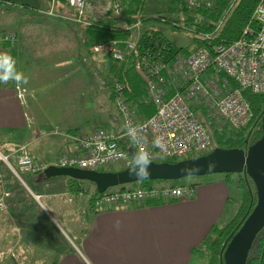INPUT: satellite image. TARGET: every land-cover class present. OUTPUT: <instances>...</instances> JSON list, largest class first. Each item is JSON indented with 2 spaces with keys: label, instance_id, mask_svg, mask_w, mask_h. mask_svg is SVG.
<instances>
[{
  "label": "crops",
  "instance_id": "obj_1",
  "mask_svg": "<svg viewBox=\"0 0 264 264\" xmlns=\"http://www.w3.org/2000/svg\"><path fill=\"white\" fill-rule=\"evenodd\" d=\"M47 42H54V49L47 46ZM58 43L61 44L58 39H45L41 47H37L39 53L43 48L44 53L50 51L47 56L51 58L45 60L48 66L37 64L32 50H27L29 65L27 72H23L19 64L21 59L17 58L18 71L21 70L28 78V83L21 86L23 103L17 99L13 88L0 87V154L9 156L13 167L16 166L14 152L19 146L31 147L29 156L33 160L45 165L54 164L61 152L79 154V138L97 129L117 132L121 135L119 141L127 148L132 147L129 140L122 136L123 127L118 112L112 110L107 102L106 87L94 84L82 74L79 51L75 49L78 46L72 49V57L64 58L60 52L57 54L55 46ZM17 51L19 53V49ZM70 59L74 60L71 65L60 64ZM89 93L103 100L106 106L95 124V115L91 110L86 113L80 110ZM81 114L88 119H79ZM217 176L221 175L195 180L194 197L162 204L148 202L93 212L94 209L90 211L89 207H84L86 201L81 200L80 203L76 197L82 205L80 212L84 210L88 226L81 229V236H84L85 229L87 231L86 237L81 240L83 251L77 248L83 260L67 255L55 264H191L196 258L193 251L201 247L211 229L224 226L225 214L239 197L240 189L234 183L227 184L223 176ZM25 177L23 175L22 180L18 179L0 161V195L4 192L9 194L5 200L6 209L0 212V230L5 231L0 234V254H8L13 264L16 262L12 254L63 255L62 251L66 254L69 245L76 247L71 240L77 237L73 228V238L65 231L63 236L57 229L58 224L42 211L41 197L68 195L64 189L65 181L52 178L40 182L38 176L30 177L31 189ZM35 195L39 197L38 201ZM76 198L69 196L68 201L75 202ZM229 215L232 216L231 212ZM52 233L66 237L69 245H65L64 240L58 247L56 238L50 235Z\"/></svg>",
  "mask_w": 264,
  "mask_h": 264
},
{
  "label": "trees",
  "instance_id": "obj_2",
  "mask_svg": "<svg viewBox=\"0 0 264 264\" xmlns=\"http://www.w3.org/2000/svg\"><path fill=\"white\" fill-rule=\"evenodd\" d=\"M260 0H214L212 6L207 7H189L187 0H111L112 4L107 13L97 19L89 21V25H80L54 18L59 23L52 31L58 30L60 33L67 34L68 25L76 24L82 28V35L79 47V65L81 72H87V58H94L91 51L93 47L114 44L119 52H125V43L132 40L133 32L128 30L129 27L139 23L141 33L135 51L126 57L124 62H117L111 59L106 53L103 56L108 63L107 74L109 75L108 83L105 84V93L107 102L112 110H116V99L120 94L124 103H127L131 110L138 116L143 115L145 119L152 117L156 113V106L150 98V91L146 77H149L148 71L153 67H158L154 76V83L157 89L163 92L162 99L168 101L174 94L188 87L190 81L187 78H181V75H172L170 72L178 57H189L199 48L206 50L212 56V49L221 45H230L241 38H250L249 34H244V29L249 27L256 30V25L252 22L253 12ZM8 0H0V5L12 10ZM48 4V2H46ZM152 3L162 4L163 9L151 7ZM115 7L118 8L119 14L115 13ZM25 10H34L23 6ZM57 11L69 17L76 16L72 9L65 5H59ZM37 14H39L37 12ZM41 15V14H40ZM49 17V16H48ZM86 19V18H85ZM67 25H65L64 23ZM162 24L174 33H185L190 38V44L186 47H179L170 41L164 33L155 24ZM60 28V29H58ZM57 31V32H58ZM61 37V36H60ZM15 46L14 55L18 58L19 53ZM96 57V56H95ZM49 59V58H48ZM85 77L90 78L88 74ZM210 78H217L219 86L223 88V93L240 91L245 102L248 104L252 118L242 129H235L227 123H216L213 117H208L209 108L205 104H190V108L196 118L201 122L209 134V149L203 153H192L188 157L181 159H165L160 162L176 163L182 160L196 158L206 155L216 148L220 149H244L247 145L255 143L261 137V117L264 115V94L254 93L250 88L242 89L233 79L229 78L223 70L210 68L204 73L202 80L206 82ZM91 79V78H90ZM162 80V82H160ZM116 85L122 87V91L116 92ZM190 101L188 102V104ZM201 117V118H200ZM130 142V141H129ZM120 146L126 152L127 147L119 141ZM131 144V142H130ZM132 146V145H131ZM158 163V162H157ZM129 162L125 161L124 165L112 167L108 170L101 171H119L128 167ZM120 167L119 170L115 168ZM29 185L30 177H39V181H48L43 175V171L36 174H28ZM228 183H235L237 175H223ZM239 177V176H238ZM60 179V178H59ZM65 181L64 189L67 194L73 198L83 196L86 199L87 206L92 209L91 202L99 195L96 193L95 186L87 181H78L70 178H61ZM188 184V185H187ZM187 184H166L163 181H141L132 185L121 186L115 190H124L129 188L152 190L157 185H166L171 187H182L188 190L196 189V183L191 181ZM93 186V190L89 191ZM114 190H108L111 192ZM173 201H177L173 200ZM167 203L159 199L142 203ZM171 202V201H168ZM256 198L251 197L248 191H244L242 196V205L234 215L233 219L222 227L211 229L207 238L203 241L199 249L193 251V255L205 257L207 254V264H220L221 253L226 242L238 230L243 220L252 211ZM137 205V204H130ZM246 264H264V229L256 236L252 247L248 253Z\"/></svg>",
  "mask_w": 264,
  "mask_h": 264
},
{
  "label": "built area",
  "instance_id": "obj_3",
  "mask_svg": "<svg viewBox=\"0 0 264 264\" xmlns=\"http://www.w3.org/2000/svg\"><path fill=\"white\" fill-rule=\"evenodd\" d=\"M214 0H187V5L193 7H211ZM49 17L61 18L73 23L88 26L85 19V9L87 0H46ZM59 5H65L73 10L76 16L69 17L57 11ZM115 13L119 10L115 7ZM252 22L256 25L253 32L249 27L244 29V34H249L250 38H241L232 44L221 45L212 49V56L199 48L189 57H178L171 70L172 75H181L190 81L188 87L173 95L168 101L162 99L163 92L157 89L153 79L158 71V67H153L148 71V87L150 98L156 106V113L145 119L143 116L135 114L127 103H124L120 94L115 105L122 124V136L127 138L133 148L139 151L141 148L149 151L152 162H160L165 159H181L190 154L203 153L209 149V134L203 124L193 114L190 104H205L209 108L208 117H213L217 124L221 122L231 125L235 129L246 127L252 118L248 104L245 102L240 91L223 93V88L219 86L217 78H210L203 82L204 73L210 68L223 70L226 75L233 79L242 89L250 88L254 93L264 94V0H260L256 6ZM133 32V39L125 43V52H119L114 44L108 46H96L92 52L104 51L117 62H124L136 49L140 37V25L135 24L128 28ZM18 43V36L15 31L9 28H0V53H9L16 61L18 70V59L13 54ZM162 82V80H160ZM0 87H11L16 93L17 99L23 103L24 95L21 87L9 82L0 83ZM122 91L120 85H116V92ZM190 103L188 104V102ZM126 125L137 128V143H133L125 134ZM163 138V146H154L156 137ZM121 135L113 131L97 129L90 134L79 138L81 152L70 155L61 152L55 163L56 167H74L80 170L101 171L108 170L118 165H124L128 161L127 152L119 144ZM14 155L16 156V166L9 162V156L0 154V161L10 169L18 179L28 174H36L44 171L48 165L33 160L24 146H19ZM129 162V161H128ZM196 189H186L182 187H171L157 185L152 190L124 189L106 192L92 200L91 206L95 210L108 207L127 206L130 204H142L147 201L162 199L164 202L181 201L194 197ZM8 193L0 195V212L6 209L5 200ZM38 201V197L34 196Z\"/></svg>",
  "mask_w": 264,
  "mask_h": 264
},
{
  "label": "rangeland",
  "instance_id": "obj_4",
  "mask_svg": "<svg viewBox=\"0 0 264 264\" xmlns=\"http://www.w3.org/2000/svg\"><path fill=\"white\" fill-rule=\"evenodd\" d=\"M8 2H10L9 4L12 5L11 6L12 10L7 9L4 6L0 5V28H9L17 33L18 41H19V46H18L19 57L21 59V63L19 61V64L21 65L23 72H27V65H29L27 64V50L28 51L32 50L31 51L32 55L35 56V60L37 61L36 62L37 64H39L40 66H44L42 63H44L46 66L49 65V63L45 60L46 58H51V56H47L50 51L44 53L42 51L45 50V48H43V50H41L40 53L37 52V47H41L42 41L45 39H58L59 41H61V44L58 43V45L55 46V48L58 49L57 54H59L60 52V54H62L64 58H66L67 56L72 57V49L76 47L77 43H80L81 38H83L82 28L80 26L76 24L68 25L69 28L67 30L66 35L64 33H60L56 29L55 31H52V29L56 26L55 24H59V23L51 24V22L49 21L55 22L57 20L54 21L53 19H50V17H48L46 13L44 14V12H47L48 10V4L46 3V0H8ZM111 4H112L111 0H87L86 9H85L86 20L89 22L92 19H97L99 17H102L105 13L109 11ZM23 6L33 8L34 10L33 11L25 10L23 9ZM151 7H153L154 9L155 7L156 9L164 8L162 4H156V3H152ZM37 12L39 14H37ZM64 24L67 25L66 23ZM155 27L159 28L170 41H172L174 44H176L179 47H186L190 44V38L185 33H177V32L174 33L169 28L165 27L160 23L155 24ZM53 43L54 42H47L46 45L54 49V46L52 45ZM77 48L79 51V47H76L75 49ZM104 54H105L104 52H101L100 54L94 53L96 57L95 56L94 58L86 57L88 61V63L86 64L87 72L84 73L82 72V74H88V76L91 78V81L94 82V84L97 83L98 85H102L103 87H105V84L107 85L109 78V75L107 74L108 63L105 59H103L102 56ZM52 57H54V55ZM39 60H41V62ZM73 62L74 60L70 59L67 61V63L61 62L60 64L71 65ZM35 70L38 71L37 67H35ZM32 71L33 69L31 70V72ZM90 78H87L86 76L87 80H89ZM88 82L92 84L90 81ZM84 100L85 102L82 103L80 110L84 111V113L90 112L91 110L92 115L93 114L95 115V121H94L95 124L98 118L102 116L103 111L106 108V106L103 105L104 101L96 99L94 95L90 93L86 98H84ZM80 118H85V120L88 119L84 114L83 115L81 114L79 116V119ZM201 122L205 123L203 119ZM87 124H92V122H88ZM109 131H113V130H109ZM27 152L29 155L31 154V147H27ZM47 164L50 165L53 163H47ZM115 169L119 170L120 167H117ZM216 175H221L217 177L223 176V174H216ZM206 177L208 176L188 177L180 181L165 182V183L187 184L195 180L196 181L204 180L206 179ZM240 177L238 178L237 175L236 178L237 181L234 184L238 189H240L242 196L244 195V191H248V193L251 194V197H254L255 193L252 183L249 181V179L245 180L242 176ZM56 188H58V186H56ZM62 188L63 187L61 186V189ZM91 190H93V186H91V189L89 188V191ZM109 190H115V188ZM240 191H239V197L234 201V205L230 206L228 214L227 213L225 214V221L223 222V225L229 223L233 219L234 217L233 215H236L237 211L241 207L242 198L240 200ZM69 196L70 195L62 196V194H58L55 195L54 197H41V203L42 205H44L43 207L44 209H42V211L48 216L50 220H52L55 224L56 223L58 224L57 229L63 236H64L63 231H65L70 238H73L71 232L73 228V230L77 233V237L71 240H74V244L76 245V247H73L72 245L70 246L69 240L66 237H61L56 233H52L50 235L56 238L58 247L60 245V242L64 243V240L66 241L65 245L66 244L69 245V249H67L66 254L64 253V251H62L63 255H59V254L53 255L50 253H45V254L38 253L31 255L12 254V256L15 257L14 259L16 264H55V261H58L63 256L65 257L67 255L75 256L83 260L78 249H80V251L81 250L83 251L81 246V240L82 238L86 237L85 233H87V231L85 229L84 236H81V229L84 226L86 227L88 226H87V222L84 220V215H85L84 210L80 212V210L82 209V205L78 203L77 198L75 202L68 201ZM78 199H80L79 200L80 203L81 200H83V202L86 201V199L83 196H78ZM84 207L88 208L86 204H84ZM89 210L91 211V209ZM96 211H100V210H96ZM93 212H95V209L93 210ZM230 212L232 215L231 217H229ZM0 225L2 224L0 223ZM4 232L5 231L1 232L0 230V234H4ZM77 238L78 239L80 238V240H77ZM204 256L205 257L196 256V258L192 260L191 264H207V259H206L207 254L204 253ZM0 257H1L0 264H13L8 254L6 255L0 254Z\"/></svg>",
  "mask_w": 264,
  "mask_h": 264
},
{
  "label": "water",
  "instance_id": "obj_5",
  "mask_svg": "<svg viewBox=\"0 0 264 264\" xmlns=\"http://www.w3.org/2000/svg\"><path fill=\"white\" fill-rule=\"evenodd\" d=\"M261 137L244 149L216 148L196 158L176 163L152 162L150 176L142 181H180L188 177H203L216 174H233L249 179L254 187L256 202L238 230L226 242L221 253L220 264H246L248 253L256 236L264 229V115L261 117ZM136 151L127 149V156ZM185 169H198L191 174ZM43 175L46 179L70 178L87 181L95 186L96 193L103 195L109 189L132 185L141 180L129 174V167L119 171H88L74 167L49 165Z\"/></svg>",
  "mask_w": 264,
  "mask_h": 264
},
{
  "label": "clouds",
  "instance_id": "obj_6",
  "mask_svg": "<svg viewBox=\"0 0 264 264\" xmlns=\"http://www.w3.org/2000/svg\"><path fill=\"white\" fill-rule=\"evenodd\" d=\"M14 83L17 88L28 83L27 76L16 68L15 59L7 52L0 53V83L8 84ZM126 135L133 143H137L138 130L136 127L126 125ZM154 146L162 147L163 138L156 137L154 140ZM152 154L141 148L139 151H133L129 155V174L137 178V180H145L150 176L148 171L149 166L152 164ZM186 173L191 174L198 171V169H185ZM251 182V181H250Z\"/></svg>",
  "mask_w": 264,
  "mask_h": 264
},
{
  "label": "flooded vegetation",
  "instance_id": "obj_7",
  "mask_svg": "<svg viewBox=\"0 0 264 264\" xmlns=\"http://www.w3.org/2000/svg\"><path fill=\"white\" fill-rule=\"evenodd\" d=\"M243 177V176H242ZM244 178V177H243ZM245 179V178H244ZM246 180V179H245ZM250 181V180H249ZM127 189H130L129 187Z\"/></svg>",
  "mask_w": 264,
  "mask_h": 264
}]
</instances>
